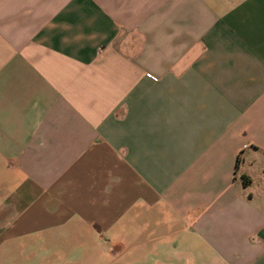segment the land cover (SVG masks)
I'll use <instances>...</instances> for the list:
<instances>
[{
    "label": "crops",
    "instance_id": "crops-1",
    "mask_svg": "<svg viewBox=\"0 0 264 264\" xmlns=\"http://www.w3.org/2000/svg\"><path fill=\"white\" fill-rule=\"evenodd\" d=\"M0 264H264V0H0Z\"/></svg>",
    "mask_w": 264,
    "mask_h": 264
}]
</instances>
